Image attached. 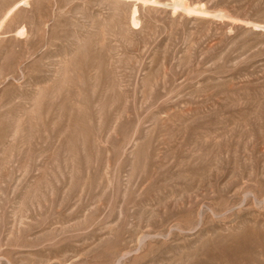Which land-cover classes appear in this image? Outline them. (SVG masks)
<instances>
[{
    "label": "rangeland",
    "instance_id": "1",
    "mask_svg": "<svg viewBox=\"0 0 264 264\" xmlns=\"http://www.w3.org/2000/svg\"><path fill=\"white\" fill-rule=\"evenodd\" d=\"M0 264H264V0H0Z\"/></svg>",
    "mask_w": 264,
    "mask_h": 264
}]
</instances>
